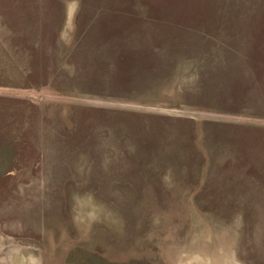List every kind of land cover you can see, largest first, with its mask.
<instances>
[{"label": "rangeland", "instance_id": "1", "mask_svg": "<svg viewBox=\"0 0 264 264\" xmlns=\"http://www.w3.org/2000/svg\"><path fill=\"white\" fill-rule=\"evenodd\" d=\"M252 57L264 0H0V264H264Z\"/></svg>", "mask_w": 264, "mask_h": 264}, {"label": "trees", "instance_id": "2", "mask_svg": "<svg viewBox=\"0 0 264 264\" xmlns=\"http://www.w3.org/2000/svg\"><path fill=\"white\" fill-rule=\"evenodd\" d=\"M258 27H260V26L258 25ZM259 29L262 30L261 27ZM254 59H255L254 57H252L250 59V62L253 63V66L249 67V68H251L250 71H252V73L254 74L255 77H257V79H260L261 85L264 88V66H255ZM178 120L182 121L183 122L182 124H184L183 126L182 125L178 126L180 131L182 132V133H180V135L183 134L184 132L191 134L193 128H196V126H198V125H199L198 127H200V128H206L210 124L217 125L215 123L208 122V121L196 122L193 120H189L188 118H181ZM156 143H158V140L151 141L150 144L152 146V144H156ZM168 143H172V140H170V142H168ZM157 146H158V144H157ZM12 153H13L12 149H9L8 147H4V148L0 149V171H5L10 167V163H11L10 160L12 158ZM203 160H204V157L199 160L200 165L203 164ZM188 163H190V162H188ZM197 163H198V161H197ZM135 264H137V262H135Z\"/></svg>", "mask_w": 264, "mask_h": 264}]
</instances>
